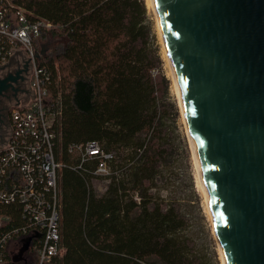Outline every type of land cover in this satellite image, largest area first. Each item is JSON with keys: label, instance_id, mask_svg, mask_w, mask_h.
<instances>
[{"label": "trees", "instance_id": "trees-1", "mask_svg": "<svg viewBox=\"0 0 264 264\" xmlns=\"http://www.w3.org/2000/svg\"><path fill=\"white\" fill-rule=\"evenodd\" d=\"M2 4L50 23L51 29L38 39L48 35L63 41L38 61L49 72L51 98L60 100L57 160L76 164L67 147L89 141L115 153L107 189L100 196L88 172L64 167L58 174L60 264H204L192 243L180 236L187 221L177 204L155 202L149 193L172 147L160 124L164 108L152 75L160 60L151 48L144 1ZM27 254H33L31 249Z\"/></svg>", "mask_w": 264, "mask_h": 264}, {"label": "water", "instance_id": "water-1", "mask_svg": "<svg viewBox=\"0 0 264 264\" xmlns=\"http://www.w3.org/2000/svg\"><path fill=\"white\" fill-rule=\"evenodd\" d=\"M152 3L222 264H264V0ZM27 74L1 66L0 97Z\"/></svg>", "mask_w": 264, "mask_h": 264}, {"label": "built area", "instance_id": "built-area-1", "mask_svg": "<svg viewBox=\"0 0 264 264\" xmlns=\"http://www.w3.org/2000/svg\"><path fill=\"white\" fill-rule=\"evenodd\" d=\"M3 1L0 0V66L22 52L29 78L28 88L9 106L5 125L0 126V264H60L63 248L58 174L68 167L109 183V163L115 153L89 141L67 147L76 164L57 160L55 124L61 117L60 100L49 94V72L38 66L34 46L51 25L28 16L20 8L4 6ZM10 9L15 12L5 17ZM27 238H31L29 249L33 254L25 252L22 261L13 263L12 256L19 247L11 254V245H22Z\"/></svg>", "mask_w": 264, "mask_h": 264}, {"label": "rangeland", "instance_id": "rangeland-1", "mask_svg": "<svg viewBox=\"0 0 264 264\" xmlns=\"http://www.w3.org/2000/svg\"><path fill=\"white\" fill-rule=\"evenodd\" d=\"M143 1L147 8V21L152 32L151 48L160 60L158 67L152 72L159 89L160 106L164 108V112L160 114V124L165 130L166 139L172 147V154L167 164L161 168L160 174L155 180V186L149 193L153 196L155 202H162L163 204L174 202L177 204L181 214L187 221V226L180 236L192 243L194 254L201 258L204 264H222L212 224L207 213L206 202L198 184L197 170L179 108L177 93L155 28L154 16L147 0ZM59 42L63 41L58 38H49L48 35L45 38L38 39L35 46L39 56L38 61L44 56L50 55L51 47L58 45ZM15 54L24 58L22 52ZM28 78L29 72L27 80ZM22 90H25V88H22ZM107 184L108 182L103 178H91L90 180V185L97 196L106 191ZM135 200L138 199L135 198ZM21 243L17 247L12 244L10 253L13 254L16 248H20Z\"/></svg>", "mask_w": 264, "mask_h": 264}, {"label": "bare ground", "instance_id": "bare-ground-1", "mask_svg": "<svg viewBox=\"0 0 264 264\" xmlns=\"http://www.w3.org/2000/svg\"><path fill=\"white\" fill-rule=\"evenodd\" d=\"M147 3L153 13V16H154V21H155V28H156V31H157V34H158V37L161 41V44H162V47H163V51H164V54H165V57H166V62H167V66L169 68V73H170V76L172 78V81H173V84H174V87H175V83H174V79H173V75H172V71H171V67H170V64H169V60H168V56H167V52H166V49H165V46H164V43H163V39H162V35H161V32H160V28H159V23H158V19H157V16H156V13H155V10H154V7H153V3H152V0H147ZM175 90H176V87H175ZM177 93V91H176ZM178 98V96H177ZM178 104H179V101H178ZM179 108H180V105H179ZM181 111V110H180ZM182 114V113H181ZM184 121V120H183ZM188 135V134H187ZM189 138V137H188ZM190 142V140H189ZM191 145V143H190ZM191 149H192V146H191ZM192 154H193V160H194V163H195V166H196V170H197V180H198V184H199V187L201 189V192L203 194V197L205 199V202H206V209H207V213H208V207H207V201H206V198H205V195H204V192H203V189H202V186H201V181H200V176H199V172H198V168H197V164H196V161H195V157H194V153H193V150H192ZM209 215V213H208ZM210 218V217H209ZM214 232V231H213ZM215 236V235H214Z\"/></svg>", "mask_w": 264, "mask_h": 264}, {"label": "flooded vegetation", "instance_id": "flooded-vegetation-1", "mask_svg": "<svg viewBox=\"0 0 264 264\" xmlns=\"http://www.w3.org/2000/svg\"><path fill=\"white\" fill-rule=\"evenodd\" d=\"M22 87H26V86L23 85ZM15 98H17L16 95H14L11 91L5 92L4 95L0 97V126L2 127L5 125V118L8 112V108L12 104Z\"/></svg>", "mask_w": 264, "mask_h": 264}, {"label": "crops", "instance_id": "crops-1", "mask_svg": "<svg viewBox=\"0 0 264 264\" xmlns=\"http://www.w3.org/2000/svg\"><path fill=\"white\" fill-rule=\"evenodd\" d=\"M23 56H22V58H21V56L20 55H15L14 57H12L9 61H8V63L9 62H11V63H19L20 61H23ZM26 88V87H25Z\"/></svg>", "mask_w": 264, "mask_h": 264}]
</instances>
